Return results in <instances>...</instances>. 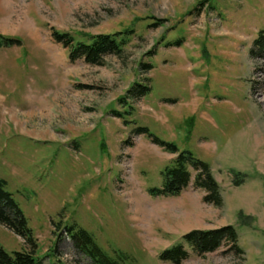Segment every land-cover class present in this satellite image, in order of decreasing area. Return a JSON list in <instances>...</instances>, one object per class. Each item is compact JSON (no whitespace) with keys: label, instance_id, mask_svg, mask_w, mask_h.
<instances>
[{"label":"rangeland","instance_id":"1","mask_svg":"<svg viewBox=\"0 0 264 264\" xmlns=\"http://www.w3.org/2000/svg\"><path fill=\"white\" fill-rule=\"evenodd\" d=\"M151 17L166 23L149 28ZM52 29L134 36L122 57L92 66L71 62ZM263 29L264 0H0V33L22 41L0 48V179L40 264H95L65 234L72 224L123 264H171L159 255L186 233L232 225L242 256L224 246L182 264H264V58L250 57ZM147 79L133 115L113 116ZM138 126L208 163L222 206L193 182L177 197L150 195L176 155ZM0 244L30 249L2 225Z\"/></svg>","mask_w":264,"mask_h":264},{"label":"trees","instance_id":"2","mask_svg":"<svg viewBox=\"0 0 264 264\" xmlns=\"http://www.w3.org/2000/svg\"><path fill=\"white\" fill-rule=\"evenodd\" d=\"M202 3H200V6L204 4ZM201 8L198 9V14L201 13ZM151 20L152 23L149 25V28L152 29H157L166 23L164 19L151 17ZM51 36L54 42L61 44L69 51L71 62L82 59L92 66H105L108 56L122 57L124 55L131 38L134 36V31L127 29L115 33H100L89 35L83 39H77L69 32H60L52 29ZM21 45L22 41L19 38L7 37L0 33V48H11ZM150 55L153 54L150 53ZM250 57L253 60L264 58V29L259 32V36L254 40L250 49ZM140 67L143 71H150L154 68L150 63H141ZM149 82L150 80L147 79L133 83L126 91L124 97L118 100L119 104L124 107V111L120 112L113 109L111 111L113 116L123 119L126 116H132L135 110L132 100L142 98L150 91ZM125 123L129 124L132 122L126 120ZM133 133L145 135L155 145L170 154L176 155L171 165L167 166L163 171L162 185L150 188V195L154 197H177L193 182L194 188L203 190L206 193L203 198L205 203L216 207L222 206L223 199L220 185L215 179L211 166L208 163L195 158L189 151L180 153L176 145L160 140L151 134L148 128L138 126L134 129ZM235 176L239 177L241 175L235 174ZM192 177H194L193 180ZM235 183L239 185V180H236ZM5 187L6 181L0 179V225L22 238L30 249L28 251L8 252L0 244V264H40L35 257L37 244L33 231L29 227L28 220L23 211L12 195L6 191ZM63 228L65 234L72 240L75 248L89 257L95 264L127 263L128 256L120 252L117 253V258L109 256L97 243L94 236L78 225L72 224ZM224 246H228L237 256L244 254L239 246L238 231L232 225L210 230H192L182 237V243L161 252L159 259L171 264H182L190 258L191 253L197 256H205Z\"/></svg>","mask_w":264,"mask_h":264}]
</instances>
